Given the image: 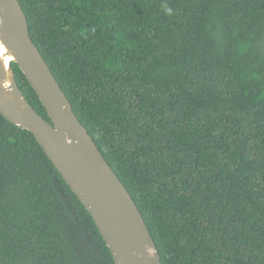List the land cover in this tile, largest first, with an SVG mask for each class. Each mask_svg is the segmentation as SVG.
I'll list each match as a JSON object with an SVG mask.
<instances>
[{
  "label": "trees",
  "instance_id": "trees-1",
  "mask_svg": "<svg viewBox=\"0 0 264 264\" xmlns=\"http://www.w3.org/2000/svg\"><path fill=\"white\" fill-rule=\"evenodd\" d=\"M18 1L161 264H264V0ZM0 264H115L32 133L1 114Z\"/></svg>",
  "mask_w": 264,
  "mask_h": 264
},
{
  "label": "water",
  "instance_id": "water-1",
  "mask_svg": "<svg viewBox=\"0 0 264 264\" xmlns=\"http://www.w3.org/2000/svg\"><path fill=\"white\" fill-rule=\"evenodd\" d=\"M12 62L18 65L36 93L49 121L26 100L17 84ZM0 114L32 133L91 215L115 264H161L136 203L78 120L31 40L18 0H0Z\"/></svg>",
  "mask_w": 264,
  "mask_h": 264
}]
</instances>
